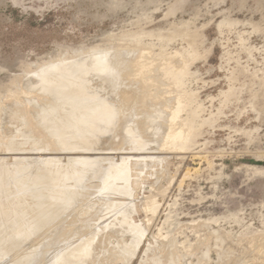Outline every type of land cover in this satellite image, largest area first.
<instances>
[{"label":"rangeland","instance_id":"rangeland-1","mask_svg":"<svg viewBox=\"0 0 264 264\" xmlns=\"http://www.w3.org/2000/svg\"><path fill=\"white\" fill-rule=\"evenodd\" d=\"M115 54L133 59L132 64L142 67L145 85L141 100L132 104L125 117L133 116L139 103L144 137L153 138L144 139L143 144L133 138L135 131L127 121L112 131L105 129L110 111L114 114L123 99H117V92L111 97L106 91L99 92L93 77L97 68L109 64ZM137 80L133 77V81ZM79 86L85 87L82 89L86 92ZM73 87L82 90L83 96L80 91L73 92ZM93 87H98L97 93ZM44 99L48 100L46 105ZM67 101H73V105L66 107ZM0 111V165L12 167V174L21 173L26 161L25 168L31 162L35 166L50 163L48 166L54 165L53 168L73 162L72 165L82 167L78 175L83 172L85 176L92 166L97 170L102 167L99 174L106 173L109 167L107 176L111 175L117 184L115 190L121 192V187L130 186L121 198L133 210L126 212L128 206L131 208L126 204L124 211L128 216H123V210H119L121 215L110 212L109 206L104 208L108 195L104 192L105 198L100 194L104 191L100 177H90L95 169L88 171L89 177L83 175L91 188L84 187V181L80 184L81 176L79 180L71 174L64 183L73 186L74 179H78V186H83L81 190L77 186L78 194L81 191L78 199L75 195L73 201L71 195L68 202L58 200L56 195L55 200L53 193L50 199L58 200L53 209L49 204L52 200L46 199L49 203H45L43 197L37 196L36 204V196L34 200L29 198L28 203L37 206H29L30 211L43 205V210L34 211L36 218L43 216L38 219L42 220L39 227L31 223L36 218L17 222L15 216L9 217V226L16 228L13 231L0 223L3 232L11 229L7 233L0 230V264L30 261L35 254L33 244L42 243L47 230L55 225L59 228L72 218L76 226L84 223L80 228L95 232L97 227L106 226L100 220L105 221L103 215L106 217L108 212L107 218L119 214L114 218L117 221L123 216L121 221L128 220L130 228L127 223L120 227L118 221L125 231L122 234L119 227L115 228L120 234H107L108 239L101 236L103 230L95 233L94 243L86 253L88 264H264V0H0ZM92 112H101L98 117L102 121H96L98 117L92 119ZM96 125L103 126L96 129H102L103 135L92 130ZM170 127L173 135H168ZM104 131H110V136L106 132V137ZM88 133L94 136L93 143L105 135L102 139L108 141V146L104 140L94 145L93 136ZM123 157L129 158L127 162ZM122 164L129 172L124 171ZM122 168L128 176L120 173ZM113 169L119 175H112ZM26 177L23 182L28 185ZM121 178L128 183L123 184ZM23 182L21 190L27 186ZM21 194L22 191L14 190L12 197L19 199ZM45 194L47 191L42 195ZM6 195L11 193L1 192L0 200ZM151 199L156 204L147 208L144 203ZM97 215L102 217L99 223ZM110 219L109 223L117 226L116 220ZM32 225L39 228L38 231L35 227L36 234ZM86 230L87 239L82 233L69 236L63 240L64 247L61 243L58 254H49L39 264L59 263L71 245L75 252L70 258V254H65L69 259L66 263H75L93 234ZM100 232L104 239H96ZM8 233H15L14 238ZM15 240H19V246ZM10 241L15 242L14 247ZM30 249L28 259L21 261Z\"/></svg>","mask_w":264,"mask_h":264},{"label":"bare ground","instance_id":"bare-ground-1","mask_svg":"<svg viewBox=\"0 0 264 264\" xmlns=\"http://www.w3.org/2000/svg\"><path fill=\"white\" fill-rule=\"evenodd\" d=\"M123 54V53H122ZM126 55V54H125ZM110 56V55H109ZM97 57V56H96ZM104 57H106V55L104 56ZM122 57V55L121 56H119L118 54H115L112 58H111V61L109 62V64H107V65H105V66H102L101 68H97V69H99V70H97L96 68L94 69L95 71L97 70V72H94L95 73V78L93 77V79H95V82H96V84L97 85H95L93 82V84H94V86H98L99 88H100V91L99 92H102V91H106V92H108V93H110L109 95H110V97L111 96H113L114 95V93H116L117 92V99H123L122 100V103H121V106H120V108H119V106H117V109L115 110V113L114 114H111L112 112L110 111V114H111V116H110V114H109V111H108V114H109V116H108V118H109V121H107L108 119H106V123L107 124H109L110 126H108L107 124H106V126L108 127V128H105L106 130H113V129H117V127L118 126H124V124H126V121H127V123L130 125V126H128V124H127V126L129 127V128H131V130L133 129L134 131H135V136L137 137H135L134 136V134H132V136H133V138L134 139H138L139 141V143L141 142L142 144H143V142L144 141H146V140H153V138H147V137H144V132L143 131H145L144 129H145V127H144V123H143V117L141 116V117H138V114L140 115L141 113H140V111L138 110V107H139V103H138V105H137V103H136V105H135V109H133L134 111L132 112L134 115L132 116H130V117H125L126 116V114H127V111H129L128 109H130L131 107H133V103L134 102H136L138 99L139 100H141V97H140V94H141V92H142V90H141V88H144V85H142V77H141V71H142V67H140L139 66V63H138V65H134V64H132L131 63V60H133V59H128V57H127V59H125V58H121ZM109 58V57H108ZM100 59V58H99ZM98 59V60H99ZM101 59H102V57H101ZM100 59V60H101ZM103 60H105V59H103ZM107 61V60H106ZM90 63V62H89ZM106 63H108V62H106ZM76 64V63H75ZM80 63H78V65H79ZM97 64H98V62H97ZM101 65H103L102 63H100ZM100 64H98V65H100ZM67 65V64H66ZM69 65V64H68ZM71 65V64H70ZM77 65V66H78ZM80 65H82V64H80ZM74 66V65H73ZM83 66V65H82ZM97 66V65H96ZM95 66V67H96ZM65 67V66H64ZM67 67H69L70 68V66H67ZM76 68V67H75ZM78 68V67H77ZM84 68V67H83ZM89 68V67H88ZM92 67H90L89 69H91ZM71 69V68H70ZM69 69V70H70ZM75 70V69H74ZM94 70H92V72L94 71ZM49 71H51V69H49ZM53 71V70H52ZM55 71V70H54ZM53 71V72H54ZM87 71V70H86ZM64 72V71H63ZM74 72V71H73ZM82 72V71H81ZM84 72H85V69H84ZM49 73V72H48ZM66 73V72H65ZM93 73V74H94ZM47 74V73H46ZM74 74H75V72H74ZM48 75V74H47ZM51 75V74H50ZM63 75V74H62ZM88 75H89V73H88ZM70 76H72V75H70ZM91 76V75H90ZM62 77V76H61ZM61 77L59 78V80H61ZM133 77L134 78H137L138 80H137V82H135V81H133ZM88 78H90L89 76L87 77V79ZM58 79V78H57ZM63 79V78H62ZM65 79V78H64ZM63 79V80H64ZM91 79V78H90ZM144 80V79H143ZM58 81V80H57ZM88 81V80H87ZM91 81H92V79H91ZM90 81V82H91ZM146 81V80H145ZM79 83V82H78ZM145 83V82H144ZM60 84H62V83H60ZM66 84V83H65ZM64 84V85H65ZM63 85V84H62ZM63 85V86H64ZM66 85H68V84H66ZM79 85V84H78ZM81 85V84H80ZM85 84H82V86H84ZM89 85V84H88ZM80 87L81 89L82 88H84L85 90H86V88L85 87ZM67 87V86H66ZM76 87V86H75ZM75 87H73V92H75L74 90H76L75 89ZM91 87V86H90ZM98 87H93V89L94 88H96V90H95V93H97L96 91H97V88ZM58 88V87H57ZM68 88V87H67ZM88 88V87H87ZM64 89H65V87H64ZM77 89H78V87H77ZM90 89V88H89ZM89 89H87V90H89ZM61 90H62V88H61ZM60 90V91H61ZM66 90V89H65ZM67 90H69V89H67ZM83 90V89H82ZM82 90L80 91V89L79 90H76V91H80V93L82 92ZM85 90H83V92L85 91ZM46 91V90H45ZM44 91V92H45ZM90 91L92 92H94V90H91L90 89ZM42 92V91H41ZM82 92V93H83ZM86 92V91H85ZM48 93V92H47ZM62 93H64V90H63V92ZM66 93H67V91H66ZM66 93H64V94H66ZM71 94H72V91L70 92ZM81 93V94H82ZM88 93L89 92H87L86 94H87V96H88ZM60 94V93H59ZM58 94V95H59ZM85 94V95H86ZM90 94V93H89ZM94 94V93H93ZM46 95V94H45ZM48 95V94H47ZM67 95V94H66ZM68 95L70 96V94L68 93ZM72 95H74V93L72 94ZM75 95H76V93H75ZM91 95H92V93H91ZM99 95H102V93L101 94H99ZM106 95H107V93H106ZM68 96V97H69ZM82 96H83V94H82ZM93 96V95H92ZM72 97V96H71ZM75 97V96H74ZM89 97V96H88ZM63 98V97H62ZM78 98V97H77ZM101 98V97H100ZM113 98V97H112ZM111 98V99H112ZM55 99V98H54ZM67 99V98H66ZM74 99V98H73ZM101 99H103V98H101ZM100 99V100H101ZM45 101H46V99H44ZM43 100V101H44ZM51 100V99H50ZM104 100V99H103ZM114 100H115V98H114ZM92 101V100H91ZM96 101V100H95ZM94 101V102H95ZM97 101H99V100H97ZM36 102V101H35ZM42 101H40V103H41ZM47 102H48V100L46 101V102H44L45 103V105L47 104ZM58 102V101H57ZM60 102V101H59ZM59 102H58V104H59ZM61 102H63V101H61ZM68 103H66L67 105H66V107H68V104H70V105H73L72 103H73V101H72V103H71V101H67ZM84 102V101H83ZM89 101H87V104H88V107H89V103H88ZM94 102H92V104L94 103ZM138 102H140V101H138ZM85 103V102H84ZM97 103V102H96ZM99 103V102H98ZM108 103H109V100H108ZM30 104V103H29ZM38 104V103H37ZM43 104V103H42ZM41 104V105H42ZM48 104H50V102L48 103ZM53 104V103H52ZM75 104V103H74ZM87 104H85V105H87ZM91 104V103H90ZM103 104V103H102ZM107 104V103H106ZM113 104H116V102L114 101L113 102ZM40 105V104H39ZM96 105V104H95ZM110 105V104H109ZM112 105V104H111ZM37 106V105H36ZM48 106H50V105H48ZM52 106V105H51ZM54 106V105H53ZM97 106V105H96ZM105 106V105H104ZM107 106V105H106ZM55 107V106H54ZM58 107V106H57ZM62 107V106H61ZM74 107V106H73ZM81 107V106H80ZM91 107V106H90ZM116 107V106H115ZM35 108V107H34ZM37 108H40V107H37ZM43 108V107H42ZM45 108H47V107H45ZM52 108V107H51ZM59 108V107H58ZM57 108V109H58ZM86 108V107H85ZM94 108V107H93ZM98 108V107H97ZM48 109V108H47ZM52 109H54V108H52ZM55 109H56V107H55ZM60 109V108H59ZM62 109H63V107H62ZM65 109V108H64ZM70 109V108H69ZM69 109H67V110H69ZM89 109V108H88ZM91 109H92V107H91ZM84 110V109H83ZM94 110V109H93ZM97 110V109H96ZM60 112H62L61 110H59ZM58 111V112H59ZM65 111V110H64ZM76 111V110H75ZM84 111H86V110H84ZM88 111V110H87ZM92 111V110H91ZM1 112V111H0ZM33 112V111H32ZM55 113H57L56 111H54ZM104 112L106 113L107 112V109H106V111H105V109H104ZM48 113V112H47ZM86 113V112H85ZM101 114V112H92V116H91V118L92 119H95L96 120V118L99 116H101L100 115ZM107 114V113H106ZM30 115H32V114H30ZM50 115V114H49ZM60 114L58 113V116H59ZM142 115V114H141ZM39 116V115H38ZM106 116V115H105ZM50 117V116H49ZM61 117H63V116H61ZM65 117V116H64ZM63 117V118H64ZM94 117V118H93ZM99 117L97 118L98 120H96V121H99ZM52 118V117H51ZM68 118V117H67ZM102 118V117H101ZM100 118V119H101ZM106 118H107V116H106ZM156 118V117H155ZM154 118V119H155ZM66 119V118H65ZM84 119V118H83ZM90 119V118H89ZM148 119H150L149 117H148ZM1 120V119H0ZM95 120H93V121H95ZM71 121V120H70ZM90 121H92V120H90ZM100 121H102V120H100ZM99 121V122H100ZM154 121V120H153ZM99 122L97 123L96 122V124H99ZM26 123V122H25ZM88 123V122H87ZM62 124V123H61ZM82 124V123H81ZM92 124V123H91ZM100 124H103V122H101ZM99 124V125H100ZM104 124H105V122H104ZM84 125V124H83ZM93 125V124H92ZM95 125V124H94ZM98 125V126H99ZM63 126V125H62ZM85 126H87V125H85ZM90 126V125H89ZM88 126V127H89ZM97 126V125H96ZM95 127V129H92L93 131L95 130L96 132H100V130L98 131V130H96V129H99V127H101V128H103V126H99V127ZM147 126V125H146ZM73 127V126H72ZM127 127V128H128ZM147 128V127H146ZM1 129V128H0ZM62 129V128H61ZM81 129H83V128H81ZM84 129H87V128H84ZM89 130V131H92V130ZM148 129V128H147ZM43 130V129H42ZM66 130V129H65ZM130 131V130H129ZM133 131V132H134ZM85 132H88V131H86L85 130ZM84 132V133H85ZM96 132H95V135H96ZM102 129H101V134H102ZM106 132H108V131H104V133H106ZM155 132V131H154ZM153 132V133H154ZM81 133H82V131H81ZM84 133L82 134V135H84ZM93 133V132H92ZM109 133H111L110 131L108 132V136H110V134ZM127 133V129L126 128H124V135ZM130 133V132H129ZM128 133V134H129ZM144 133V134H143ZM151 133V132H150ZM149 133V134H150ZM89 135H91L90 133H88ZM88 134H85V136H88ZM174 134V132H171V127L169 128V130H168V135H173ZM63 135V134H62ZM93 135H94V133H93ZM93 135H91V136H93ZM103 135V134H102ZM102 135H100V136H102ZM155 135H156V133H155ZM154 135V136H155ZM67 136V135H66ZM97 136V135H96ZM99 136V137H100ZM105 136V135H104ZM104 136H102V137H104ZM129 136H131V134H129ZM128 136V139L130 138ZM157 136V135H156ZM48 137V136H47ZM63 137V136H62ZM80 138H83L84 136H82L81 137V135L79 136ZM102 137H100L101 139H99V138H97V137H95V138H97V139H99L100 141L101 140H104V139H102ZM106 137H107V133H106ZM112 137V136H111ZM124 137V136H123ZM53 138V137H52ZM67 138V137H66ZM90 138V137H89ZM94 138V136L92 137V143H93V139ZM147 138V139H146ZM38 139V138H37ZM54 139V138H53ZM85 139H87L86 137H85ZM109 139V137L107 138V140ZM127 139V140H128ZM131 139V138H130ZM144 139H146V140H144ZM32 140H34V139H31V141ZM56 140V139H55ZM79 140V139H78ZM83 140V139H82ZM88 140H90V139H88ZM99 140L98 141H94V145L95 144H97V142H99ZM27 141V140H26ZM81 141V140H80ZM33 142V141H32ZM35 142H36V140H35ZM39 143H40V141H38ZM84 142H86L85 140H84ZM88 142V141H87ZM90 142H91V140H90ZM105 142H107V143H105ZM129 142V141H128ZM13 143V142H12ZM89 143V142H88ZM105 143V145H107L108 144V141H105L104 140V142H103V144ZM130 143V142H129ZM136 143H137V140H136ZM31 144V143H30ZM29 144V145H30ZM90 144V143H89ZM93 144H91V145H93ZM98 144H102V142L101 143H98ZM134 144H135V142H134ZM151 144V143H150ZM23 145H25V144H23ZM28 145V144H27ZM93 145V148L94 147H96V146H94ZM131 145V144H130ZM145 145V144H144ZM26 146V145H25ZM31 146V145H30ZM35 146V145H34ZM37 146V145H36ZM35 146V147H36ZM101 146V145H100ZM100 146H98L97 148H99ZM108 146V145H107ZM143 146V145H142ZM147 146V145H146ZM145 146V147H146ZM58 147V146H57ZM136 147V146H135ZM59 148V147H58ZM90 148H92V146L90 147ZM91 149V151L92 150H94V149ZM96 148V149H97ZM148 148V147H147ZM100 149V148H99ZM14 150V149H13ZM103 150V149H102ZM98 151H100V150H98ZM94 152V151H93ZM96 152V151H95ZM94 157V156H93ZM125 157H123V161H125V159H126V161L125 162H127V159H129L128 157H126L125 159H124ZM25 160V159H24ZM68 160V159H67ZM79 160V159H78ZM95 160V159H94ZM122 160H121V162H122ZM72 161V160H71ZM31 162V161H30ZM74 162H76V160L74 161ZM83 162V161H82ZM81 162V163H82ZM85 162V161H84ZM1 163H4V162H1ZM27 161L25 162V164L24 165H26L27 166ZM33 162H31V165H30V163H28V165H30V166H28L27 168H25L26 166H24V165H22V166H24V167H22L21 169H24V171H21V169H20V172L21 173H19V174H12V171H10V169L12 168H9L6 164H1L0 165V193L1 192H3V193H7V192H9V193H11V195H6V197L3 199V200H0V202L2 203V205L0 206V223H2V226H3V224H4V227L6 226V225H8L7 227H9V228H11L12 229V231L14 230V229H16V228H13V227H10L11 225H12V223H11V225H10V222L8 221V219H9V217L10 218H12L13 219V216H15L14 218H18L16 221L17 222H19L20 221V219L21 220H23L22 222H24V220H28V219H30V222H31V219L32 218H36V212H37V209H39L40 207H42L43 205H41L39 208H37V209H34L33 211H32V209H31V211L29 210V206H31L30 205V203H28V202H31V200L33 199L34 200V198H33V196H36V198H35V201L37 202H35L36 204H38L39 202L36 200L37 199V196L39 197V196H41L40 198L42 199V197L44 198L43 199V201L44 200H48V201H50L51 202V200L52 199H50V198H53V197H49V196H51V194H53L54 193V195H55V197L53 198V199H55L56 200V198H57V196L56 195H58V197H59V199L58 200H62V199H64L65 201L67 200L68 202H70L71 200L69 199L70 198V196L72 195V199L75 197V195H77L78 194V185H82L83 184V182L82 181H84V187H85V185H89V187L90 186H92V184H86L85 182H86V180H83V177L85 176V174H83V172H82V175H78L81 171H83L82 170V167L81 166H79L78 164V166L77 165H72L73 164V162H71L72 164H67V165H64L63 163H59V162H57V164L58 165H55V167L53 168V166L54 165H50L51 167H49L48 166V164H50V163H45V164H38V165H33L32 164ZM35 163H37V162H34V164ZM38 163H39V161H38ZM92 163V162H91ZM90 163V164H91ZM64 166H63V165ZM89 164V165H90ZM121 164V163H120ZM120 164H118L119 165V167H120ZM127 164V163H126ZM86 165V164H85ZM84 165V166H85ZM123 165V164H122ZM125 165V164H124ZM123 165V166H124ZM33 166V167H32ZM123 166H121V167H123ZM126 166V165H125ZM123 167L122 169H121V172L120 173H123L125 176H128L127 174H125L126 172H129V169H127V166L126 167ZM92 167H93V169H92ZM91 167V170L93 171L94 169H95V166H92ZM99 167H101V166H99ZM98 167V168H99ZM117 167V166H116ZM102 168V167H101ZM100 168V169H101ZM109 168V167H108ZM107 168V171H106V173L105 172H103L102 174H99L101 171H102V169L100 170V169H95L94 170V172L93 173H91L90 171H89V168L87 169L86 168V166H85V169H87L90 173H91V176L89 175L90 173L87 171H84V172H86V173H88V175H86L85 177H93V179H94V176H95V178H97L98 179V177H100V180H101V183H102V181H103V183L102 184H104L103 185V187H104V191H102V193L100 192V194L101 195H103V197H105V195L103 194L104 192L106 193V195H108V199H107V201H106V203H105V207L104 208H106L107 206H109L110 208H111V210H109L110 212H112V213H114V212H119V210H120V212L122 211V212H124L123 213V216H125V214L128 216V213L130 212V210H132V206L129 204V203H127L126 201H125V198H121V195L123 194V193H125V192H128V187H130V186H128V180H124L123 178H121V179H123V180H121V179H119V180H121V181H123V184H124V181L125 182H127L126 184L127 185H125V186H123V187H121V192L120 191H118V190H120V189H116L115 190V187H117L116 185V183L112 180L113 178H111L110 176V178L107 176V172H109L110 170ZM84 169V168H83ZM106 170V169H105ZM115 170V172H113L114 174H112V175H119L118 174V172H116L117 171V169H113V171ZM119 170V169H118ZM122 170H124V171H126L125 173H124V171L122 172ZM105 173V174H104ZM110 173H112V171L110 172ZM109 173V174H110ZM116 173V174H115ZM24 174H26V175H24ZM28 174V175H27ZM71 174H75L74 175V177H76V178H78L79 176H81L82 177V180L81 179H79V180H81L80 182H82V183H80V184H77L79 181H77L78 179H74L75 180V182L74 183H72L73 184V186L72 185H67V184H65L64 183V180L69 176V175H71ZM81 174V173H80ZM93 174V175H92ZM23 175L26 177V176H28V179H27V177H26V182H29V186H30V188H28V189H26L27 187H28V185L26 186L25 184H24V182H25V177L23 178ZM84 175V176H83ZM116 175V176H117ZM107 176V177H106ZM115 176V177H116ZM73 177V178H74ZM80 177V178H81ZM84 177V178H85ZM114 177V178H115ZM23 178V179H22ZM72 178V177H71ZM72 178V179H73ZM125 178V177H124ZM70 179V178H69ZM87 179V178H86ZM89 179V178H88ZM23 180H24V182H23ZM28 180H30V181H28ZM90 180V179H89ZM77 181V182H76ZM90 181H92V180H90ZM21 182H23V186H26L25 188L23 187V189L24 190H21L22 189V187H20V186H22L21 184ZM68 182V181H67ZM87 182H88V180H87ZM94 182V181H93ZM92 182V183H93ZM30 183H31V185H30ZM91 183V182H90ZM75 184V185H74ZM93 185H95V183H93ZM101 185V184H100ZM78 186V187H77ZM81 187H83V186H80L79 187V189L81 190L82 188ZM88 186H87V188H89ZM120 187V186H119ZM91 188V187H90ZM14 190H20V191H22V194H21V196H20V198L19 199H17V198H13L12 197V192H14ZM42 190H44L45 192H43L42 194H44V193H46V191H47V194H45V195H42L41 194V192H42ZM79 190V191H80ZM99 190H101L100 189V187H99ZM99 190H98V192H99ZM117 191V192H116ZM130 191H132V190H130ZM119 192V193H118ZM80 197H81V191H80ZM78 194V195H79ZM99 194V195H100ZM61 195H64V197H61ZM76 196L75 198H77V197H79V196ZM98 195V196H99ZM100 195V197H102ZM32 196V197H31ZM46 197V198H45ZM61 197V198H60ZM103 197L101 198L102 200H103ZM151 197V196H150ZM29 198L31 199L30 201H29ZM40 198H38V199H40ZM74 198V199H75ZM97 198V197H96ZM99 198V197H98ZM106 198V197H105ZM40 199V203H41V200ZM74 199H73V201H74ZM78 199V198H77ZM55 200H54V202H55ZM58 200L55 202V204L57 203L58 204ZM102 200H97V201H102ZM104 200H106V199H104ZM145 200V199H144ZM3 201V202H2ZM18 201H21L20 203H18ZM85 201V200H84ZM150 201V202H149ZM45 202V201H44ZM54 202H53V200H52V202L51 203H49V202H45V203H49L50 204V206L53 208V207H55V204H54ZM67 202V203H68ZM86 202V201H85ZM104 202V201H103ZM146 202V201H145ZM149 202V204H147ZM64 203V202H63ZM97 203V202H96ZM147 203H144V205H146V207L147 208H149V206L151 207L154 203H155V200L153 199H151V200H148L147 201ZM29 204V205H28ZM31 204H33V201H32V203ZM60 204V203H59ZM98 204V203H97ZM96 204V205H97ZM102 204V203H101ZM126 204H129L130 205V207L131 208H129V206H128V209H129V211L128 210H126V212H128V213H125V211H124V209H127V206H126ZM151 204V205H150ZM156 204V203H155ZM35 205V204H34ZM34 205H32L34 208L35 207H37V206H34ZM61 205H63L62 203L60 204V206ZM70 205H71V203H70ZM69 205V206H70ZM94 205V204H93ZM103 205H104V203H103ZM31 206V207H32ZM59 206V205H58ZM68 206V207H69ZM154 206V205H153ZM30 207V208H31ZM63 207V206H62ZM62 207H60V208H62ZM92 207V206H91ZM96 207H98V206H96ZM99 207H101V205L99 206ZM145 207V208H146ZM72 208V207H71ZM83 208V207H82ZM93 208V207H92ZM94 208H95V206H94ZM108 208V207H107ZM146 208V209H147ZM153 208V207H152ZM41 209L42 208H40V211H41ZM45 209V208H44ZM54 209V208H53ZM52 209V210H53ZM86 209V208H85ZM91 209V208H90ZM151 209V208H150ZM36 210V211H35ZM43 210V209H42ZM56 210H59V208L58 209H56ZM107 210V209H106ZM113 210V211H112ZM34 211H35V213H34ZM55 211V210H54ZM63 211V210H62ZM92 211V210H91ZM133 211V210H132ZM38 212H39V210H38ZM44 212V211H43ZM59 212V211H58ZM119 212V213H120ZM121 212V213H122ZM26 213H32L34 216H30V214H26ZM45 213V212H44ZM52 213H54L53 211H52ZM56 213V212H55ZM65 213V212H64ZM111 213V214H112ZM120 213V214H121ZM131 213V212H130ZM40 214L42 215V213L40 212ZM40 214H38L37 213V216L38 215H40ZM71 213H69V215H70ZM83 214H85V213H83ZM109 212H108V215L107 216H109ZM28 215H29V217H28ZM44 215V214H43ZM68 215V214H67ZM86 215V214H85ZM89 215H90V213H89ZM105 215V214H104ZM103 215V217L106 219L105 221H103L102 222V220H100V222L102 223V226H104V224L103 223H105L106 224V226L105 227H102V228H100V227H97L98 229L97 230H95V232H93L92 230H89V231H91V233H93L90 237H89V241L88 240H86V241H88V244H87V242L86 241H84V242H86V244H87V246L88 247H86L85 249H81L82 251H83V254H82V252L81 253H79V259L78 260H75L74 262L75 263H77V264H88V262L86 261V258L88 257L87 256V250H88V253H89V249L88 248H90V247H92V243H94L93 242V239H95L94 237H95V233H97V232H99V231H101V230H103V235L101 234L102 232H100L99 234H98V236H97V238L96 239H99L98 237H100L99 235L101 234V236H103L104 238H106V239H108L107 237H111V235L114 233V234H116L117 232H119L121 229H120V227H123L122 225L123 224H128V228H130V226H129V223L130 222H127L128 220H126V223L124 222H122L121 220H123L124 221V217L122 216L121 218H123V219H120V220H118V221H120L121 222V226L119 227L118 225H120V223L119 224H117V216H119V214L117 215L116 214V217H114V218H116L115 220H116V224H117V226L116 225H114L115 224V222H113V223H109V219L110 218H112L113 219V221H115L114 220V218H113V216H115V215H111V217L110 218H107V216L105 217ZM122 215V214H121ZM12 216V217H11ZM98 216V215H97ZM126 216V217H127ZM24 217V218H23ZM40 217H43V216H40ZM39 217V218H40ZM45 217H47L46 215L44 216V218ZM53 217V216H52ZM38 217L36 218L37 220L39 219ZM44 218H43V220H44ZM98 218V221H97V219H96V221L99 223V218H102L101 216H98L97 217ZM69 219V218H68ZM75 219V218H74ZM73 218L72 219H70V220H68L67 221V223L65 224H61V226L59 227V228H57V227H55L54 226V228H50L49 229V227H48V229L49 230H47V231H49V232H45V236H44V239H43V242L42 243H37V245H35L34 246V244H33V247H31V248H33L32 250H34V252H35V254L33 253V258H31V256H30V261H27L26 263L27 264H39V262H43V260H45V258L50 254V255H54V254H56L57 253V251H58V249H60L61 247V243H62V245H63V247H64V244H66V243H63V242H65V241H63V240H65L66 238H69V236H71V235H77V234H83V235H85L86 233H85V230L87 229H85V230H83L82 228H80V227H82V224H84V223H78V225L76 226V223L77 222H75V220H74ZM19 220V221H18ZM33 220L32 219V221L33 222H31L33 225H37L38 224V227H39V224L41 223V221L40 220ZM49 220V219H48ZM47 220V221H48ZM76 220H77V218H76ZM111 220V219H110ZM14 221V220H13ZM29 221V220H28ZM78 221V220H77ZM108 221V222H107ZM9 222V223H8ZM22 222H20V223H18V224H21ZM27 222V221H26ZM29 222V223H30ZM44 222V221H43ZM64 222H66V221H64ZM96 222V224H98ZM107 222V223H106ZM112 222V221H111ZM8 223V224H7ZM47 223V222H46ZM85 223H86V221H85ZM123 223V224H122ZM6 224V225H5ZM14 224V223H13ZM18 224H15V225H17V227L19 226ZM48 224V223H47ZM96 224L95 225H93L94 226V228H95V226H96ZM126 224V225H127ZM1 225V224H0ZM10 225V226H9ZM15 225H14V227H15ZM32 225V227H34ZM43 225H45V224H43ZM42 225V226H43ZM51 225V224H50ZM50 225H47V226H50ZM64 225V227H62ZM70 225V226H69ZM75 227H74V226ZM100 225V224H99ZM98 225V226H99ZM126 225H124V227H126ZM2 226H1V228H0V230L3 232V229L4 228H2ZM68 226V227H67ZM5 228V231H6V229H8V228ZM36 227V226H35ZM34 227V233H35V229L36 228H38V227H36L35 228ZM40 227H41V225H40ZM45 227H46V225H45ZM51 227H53V225L51 226ZM62 227V228H61ZM115 227H119V229L120 230H118V229H116ZM43 228V227H42ZM47 228V227H46ZM61 228V229H60ZM93 228V227H92ZM91 228V229H92ZM127 227H126V229L129 231V229H128ZM11 229H8V231H10ZM20 229V228H19ZM41 229V228H40ZM90 229V228H89ZM125 229V228H124ZM31 230H32V228H31ZM33 230L31 231V232H29V229H28V232L30 233V234H32V232H33ZM115 230H118V231H115ZM7 231V232H8ZM38 231H39V228H38ZM45 231H46V229H45ZM86 231H88V229L86 230ZM88 231V232H89ZM112 231H114V232H112ZM122 231L123 232H125L124 230H121V234H122ZM7 232H3V233H7ZM20 232V231H19ZM18 232V233H19ZM27 232V233H28ZM53 232H54V234H53ZM110 232H112V233H110ZM116 232V233H115ZM1 233V232H0ZM21 233H24V232H21ZM85 233V234H84ZM10 234L11 233H8V235L10 236ZM36 234V233H35ZM40 234V233H39ZM41 234H42V232H41ZM89 234H90V232H89ZM89 234H88V236H89ZM107 234H109V236L107 235ZM111 234V235H110ZM117 234H120V232L119 233H117ZM116 234V235H117ZM7 235V234H6ZM7 235V236H8ZM12 236H11V238L15 235V233H14V235H13V233L11 234ZM25 235V234H24ZM106 235H107V237H106ZM124 235V234H123ZM122 235V236H123ZM6 236V237H7ZM8 236V237H9ZM28 236H29V234H28ZM87 235H85V237L84 236H81V239H82V237H84L83 239H87L88 237H86ZM92 236H94V237H92ZM120 236V235H119ZM118 236V237H119ZM4 237H5V235H4ZM30 237V236H29ZM14 238V237H13ZM25 238H26V236H25ZM24 238V239H25ZM100 238H102V237H100ZM104 238H102V239H104ZM27 239V238H26ZM8 240V239H7ZM9 240H11V239H9ZM8 240V241H9ZM19 240H20V238H19ZM19 240H17L18 242H19ZM3 241V240H2ZM14 241V240H13ZM16 241V240H15ZM16 241V242H17ZM102 241V240H101ZM105 241V240H104ZM107 241V240H106ZM5 242H7V241H5ZM4 242V243H5ZM10 242H12V241H10ZM9 242V243H10ZM16 243L15 245L16 246H19L20 244V242L19 243ZM1 243V242H0ZM13 243H15V242H12V246H13ZM105 243V242H104ZM39 244V245H38ZM79 244H80V242H79ZM86 244H85V246H86ZM102 244V243H101ZM82 245V244H81ZM80 245V246H81ZM84 245V244H83ZM2 246H5V245H3L2 244ZM2 246H1V248H2ZM11 246V247H12ZM36 246H38V248H40V249H38V250H36L35 251V247ZM69 246V245H68ZM80 246H79V248H80ZM14 247V246H13ZM30 247V246H29ZM60 247V248H59ZM62 247V248H63ZM66 247V246H65ZM84 248V247H83ZM4 249V248H3ZM57 249V250H56ZM31 249L29 250V252H25V254H24V256H23V259L21 260V261H24V259L26 260V258L28 259V255L29 254H31V251H32ZM63 250H66V248L65 249H63ZM62 250V251H63ZM73 250H75V248L73 249V246L71 245L70 246V248L68 247V250L67 251H63L64 253H63V255H62V260L60 259V258H58V259H60V261H59V263H57V264H65L66 263V261H68L69 259L68 258H66V257H68V255L66 256L65 254H70L69 255V258L70 257H72L71 256V253H72V251ZM80 250V249H79ZM76 251H78V250H76ZM7 252H9V251H7ZM75 251H73V253H74ZM62 253V252H61ZM73 253H72V255H73ZM58 254V253H57ZM82 254V255H81ZM11 255V254H10ZM76 255V254H75ZM81 255V256H80ZM9 256V255H8ZM57 256V255H56ZM59 256H60V254H59ZM99 256V255H98ZM21 257V256H20ZM55 257V256H54ZM58 257V256H57ZM74 257V256H73ZM75 258V257H74ZM11 259V258H10ZM55 259V258H54ZM66 259H68V260H66ZM72 259L73 258H71L70 260L72 261ZM108 259V258H107ZM55 260H57V259H55ZM54 260V261H55ZM106 260V259H105ZM53 261V262H54ZM9 262V261H8ZM97 262V261H96ZM109 262V261H108ZM107 262V263H108ZM6 263V262H5ZM25 263V264H26ZM56 263V262H55ZM70 263H73V262H69V264ZM75 263H73V264H75ZM7 264V263H6ZM14 264H16V263H14ZM21 264H23V263H21ZM67 264V263H66Z\"/></svg>","mask_w":264,"mask_h":264}]
</instances>
